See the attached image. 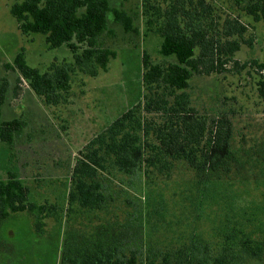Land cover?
<instances>
[{"label": "trees", "instance_id": "1", "mask_svg": "<svg viewBox=\"0 0 264 264\" xmlns=\"http://www.w3.org/2000/svg\"><path fill=\"white\" fill-rule=\"evenodd\" d=\"M150 1L142 0L143 15L169 61L154 63L143 53L142 99L78 152L66 218L84 211L101 214L102 223L92 242L72 243L58 264H264V157L247 152L237 158L231 122L195 114L186 94L193 75L239 66L235 53L250 45L246 27L228 16L213 32L215 8L206 0H170L156 10ZM242 1L245 16L264 23V0ZM9 11L23 35L40 34L50 50L65 47L72 54L73 64L40 72L20 50L8 67L48 106L65 102L75 69L95 77L116 57L101 42L111 34L108 14L125 33L138 34L133 18L110 0H12ZM252 63L264 72L263 64ZM258 84L264 101V81ZM8 88L1 78L0 142L12 146L25 122L2 119ZM244 165L258 176L236 171ZM122 196L116 208L124 216L115 222L109 213ZM21 212L33 215L40 234L46 205L29 202V189L14 172L0 175V224ZM114 223L124 230L109 229Z\"/></svg>", "mask_w": 264, "mask_h": 264}, {"label": "rangeland", "instance_id": "2", "mask_svg": "<svg viewBox=\"0 0 264 264\" xmlns=\"http://www.w3.org/2000/svg\"><path fill=\"white\" fill-rule=\"evenodd\" d=\"M166 1L170 0H151L150 3L156 10L164 8ZM206 1L215 8L213 19L218 30L213 32L220 31L226 17L237 18L246 27L244 38L250 45L242 43L235 53L237 68L229 63L219 74L193 75L186 90L189 107L195 114L210 120L222 116L231 122L232 146L237 158H243L247 152L264 157V101L257 92L258 82L264 81V72L252 63L264 65V23H254L245 16L242 0ZM141 2L110 0L112 7L133 18L138 34L125 33L113 21L112 14H108L111 34L104 35L101 42L102 46L115 51L116 57L109 61L106 72L99 70L95 77L75 69L65 102L48 106L25 81L18 82V73L8 67L20 50L27 64L40 72H46L52 64L64 67L73 64L72 54L65 47L50 50L40 34L23 35L10 15L12 0H0V79H6L9 85L2 119L18 118L25 122L12 146L0 142V175L5 178L8 172H14L28 187L29 202L46 205L40 234L35 232L34 217L29 212L12 214L0 224V264H58L61 254L72 243L83 241L81 243L85 244L96 238L102 223L101 214L96 217L83 211L77 213V219L74 215L69 220L66 218L69 216L70 174L78 152L142 99L143 53L154 63L169 61L159 54L161 38L154 32L155 27L147 24L149 16L143 15ZM158 92L160 97L164 91ZM246 167L237 166L236 171L258 176L255 168L249 172ZM178 172H175L177 178L181 176ZM124 187L133 194L138 193L134 185ZM243 197L251 198L246 194ZM122 198L110 210L112 220L117 216L122 220L124 216V212L116 208ZM203 226L209 229V223ZM111 227L115 231L124 230L115 223L108 228Z\"/></svg>", "mask_w": 264, "mask_h": 264}]
</instances>
